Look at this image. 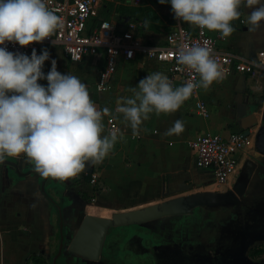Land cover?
I'll list each match as a JSON object with an SVG mask.
<instances>
[{
	"label": "crops",
	"instance_id": "crops-1",
	"mask_svg": "<svg viewBox=\"0 0 264 264\" xmlns=\"http://www.w3.org/2000/svg\"><path fill=\"white\" fill-rule=\"evenodd\" d=\"M167 5L161 12H157L160 8L155 6L156 17L148 12L149 20L142 23L128 17L107 19V9L102 4L99 16L116 23L120 29L134 23L137 38L148 44H162L165 34L175 24L171 5ZM239 11L240 17L232 22L236 30L229 37L221 38L216 31L208 32L217 39L220 51L243 61L264 62V22L255 32H250L247 14L251 8L242 4ZM45 48L50 55L42 71L47 74L51 69V60L56 59L53 51L60 47ZM92 57L97 58L96 63H92L95 59L91 57L79 63L88 70L90 99L98 108L112 110L104 115L102 135L118 129L124 139L117 141L102 163L93 164L92 174L81 172L65 181L51 177L44 180L24 156L5 159L15 162L17 169L0 165V264H24L33 259L46 261L47 257L55 254L59 241L58 216L50 198L62 207L64 248L68 253L76 219L82 220L84 216L108 217L114 212L139 209L165 198L187 195V185L199 186L201 189L198 191H214L208 188L211 187V174L195 166L191 143L197 136L205 134L226 137L232 132L243 133L244 127L261 114V109L256 113L253 109L254 99L261 102L264 99V72L249 76L235 70L228 73L222 70L223 79L214 81L207 90L196 89L175 112L159 116L150 114V118L140 125L139 134L133 136L122 114L115 111L118 98L131 96L130 89L156 71L168 75L173 86L183 82L169 75L165 66L137 57L118 64L108 91H95L91 72L96 71L98 78L104 59L101 55ZM38 83L47 85L46 80H38ZM199 102L205 106V115H201L196 108ZM176 119L183 120L184 130L179 135H165ZM252 155V148L247 149L241 164ZM92 176L95 177L94 183L90 182ZM83 193L91 200H83Z\"/></svg>",
	"mask_w": 264,
	"mask_h": 264
},
{
	"label": "clouds",
	"instance_id": "clouds-1",
	"mask_svg": "<svg viewBox=\"0 0 264 264\" xmlns=\"http://www.w3.org/2000/svg\"><path fill=\"white\" fill-rule=\"evenodd\" d=\"M158 2L170 4L177 20L216 31L221 38L236 30L232 22L240 17L242 4L251 8L247 14L250 32L264 22V0ZM62 24V17L46 0H0V162L24 156L40 176L58 181L77 176L89 164L102 163L117 141L124 139L118 129L102 135L104 115L112 110L98 108L79 77L58 71L55 59L47 74L42 71L49 59L46 48L39 55L33 48L29 56L6 47V42L21 46L42 42ZM176 61L198 74V79L173 86L168 75L156 71L132 87L131 96L118 98L115 111L122 114L133 136L139 134L140 125L150 114L175 112L194 90H207L214 81L223 79L222 68L209 47H180ZM38 80H46L47 85ZM183 130V120L176 119L164 134L179 135Z\"/></svg>",
	"mask_w": 264,
	"mask_h": 264
},
{
	"label": "built area",
	"instance_id": "built-area-1",
	"mask_svg": "<svg viewBox=\"0 0 264 264\" xmlns=\"http://www.w3.org/2000/svg\"><path fill=\"white\" fill-rule=\"evenodd\" d=\"M101 1L46 0L48 7L62 17V26L42 42H32L27 46H21L18 42H6V47L13 53L21 52L31 56L33 48L39 55L45 47L58 46L71 62L101 55L104 64L96 83L99 91L109 90L110 81L120 62L133 61L137 57L165 66L169 75L180 78L183 83L189 79H198V74L176 61L177 51L183 46L209 47L217 63L227 73L235 70L254 76L260 71L264 72V62L243 61L230 53L220 51L217 48V39L207 29H200L187 22L182 23L175 17V24L165 34L162 44L143 42L134 35V23L120 29L116 23L101 18ZM196 108L201 115L206 114L202 102L197 103ZM252 143L251 136H245L241 132H232L226 137L217 134L197 136L191 143L195 153V166L208 171L212 177V189L220 191L230 186L244 153L252 148ZM90 182H95L94 176Z\"/></svg>",
	"mask_w": 264,
	"mask_h": 264
},
{
	"label": "flooded vegetation",
	"instance_id": "flooded-vegetation-1",
	"mask_svg": "<svg viewBox=\"0 0 264 264\" xmlns=\"http://www.w3.org/2000/svg\"><path fill=\"white\" fill-rule=\"evenodd\" d=\"M57 264H264V170L253 171L237 203L110 227L96 260L66 252Z\"/></svg>",
	"mask_w": 264,
	"mask_h": 264
},
{
	"label": "water",
	"instance_id": "water-1",
	"mask_svg": "<svg viewBox=\"0 0 264 264\" xmlns=\"http://www.w3.org/2000/svg\"><path fill=\"white\" fill-rule=\"evenodd\" d=\"M258 109H261L259 118H255L250 124H247L242 133L245 136L252 137L253 155L251 158L244 159L230 189L224 192L198 191L187 195L165 198L160 202L139 209L114 212L108 217L84 216L78 228L73 232L67 251L85 260H96L101 252L106 231L110 227L144 224L171 216L188 215L197 208L209 209L239 202L246 195L248 182L253 171L264 169V99L262 102L254 99L253 111L256 113ZM251 130L254 131L252 132ZM0 165L10 166L15 170L17 169V164L8 160L0 162ZM92 167L93 164H89L82 172L90 175L93 172ZM43 178L44 180L47 179L45 177ZM191 188V185L185 187L186 190ZM49 201L56 209L58 216L59 241L56 252L53 256L47 257L46 261L33 259L28 260L24 264H57V261L65 253V229L62 207L52 198Z\"/></svg>",
	"mask_w": 264,
	"mask_h": 264
},
{
	"label": "rangeland",
	"instance_id": "rangeland-1",
	"mask_svg": "<svg viewBox=\"0 0 264 264\" xmlns=\"http://www.w3.org/2000/svg\"><path fill=\"white\" fill-rule=\"evenodd\" d=\"M156 2V3H154ZM102 5H105V8L107 9V14L105 17L110 20H116L117 18H125L128 17L130 19L137 20L138 22H143L149 20L147 17L148 12H152L153 15H155V6H159V10L157 12H161L163 9H165L168 5L167 4H160L158 0H102ZM156 17V15H155ZM167 19H169V13L166 14ZM122 22V20H121ZM53 54L56 55V66L57 70L61 73H71L73 75H76L79 77V79L84 82L87 86V88L90 87V81L89 76H87L88 70L86 67H83L80 65L79 62H70L68 59L64 56L62 49L56 48L53 51ZM50 55V53H49ZM94 60L92 63H96L97 58L91 57ZM69 63H72L70 65ZM77 63V64H73ZM79 63V64H78ZM157 67V66H154ZM50 70H48L46 73H48ZM92 76V86L94 90L99 91L96 87L97 78V72H91ZM110 89V88H109ZM104 92V91H100ZM205 188V187H204ZM209 189H212V187H208ZM199 186H195L193 184L192 188L189 189V191H186L187 193H192L200 190ZM209 191V190H208Z\"/></svg>",
	"mask_w": 264,
	"mask_h": 264
},
{
	"label": "trees",
	"instance_id": "trees-1",
	"mask_svg": "<svg viewBox=\"0 0 264 264\" xmlns=\"http://www.w3.org/2000/svg\"><path fill=\"white\" fill-rule=\"evenodd\" d=\"M82 197H83V200L85 201H90L91 200V197H88L86 194H82Z\"/></svg>",
	"mask_w": 264,
	"mask_h": 264
}]
</instances>
